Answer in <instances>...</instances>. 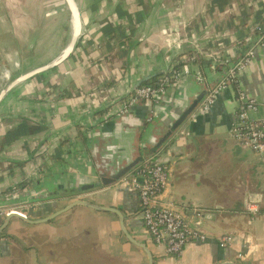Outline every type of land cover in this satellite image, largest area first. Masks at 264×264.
Segmentation results:
<instances>
[{
	"label": "crops",
	"instance_id": "1",
	"mask_svg": "<svg viewBox=\"0 0 264 264\" xmlns=\"http://www.w3.org/2000/svg\"><path fill=\"white\" fill-rule=\"evenodd\" d=\"M257 27L264 28V0H0V209L41 220L85 200L121 211L135 241L116 214L77 207L39 225L11 220L0 235V264L15 263L16 244L25 245L21 232L23 239L36 238L34 248L23 249L36 264L49 247L56 250L52 264H79L74 255L84 264H149L143 248L153 264H264V167L231 133L236 88L202 111L205 89L184 77L166 88L161 102L119 116L136 89L186 65L215 85L221 69L198 56L215 50L232 60L253 52L239 88L264 102ZM194 56L199 60L189 62ZM138 158L129 174L147 158L163 164L169 189L161 201L208 241L168 256L144 228L137 196L120 181L77 191ZM49 192L57 196L40 199ZM225 236L233 242L221 248Z\"/></svg>",
	"mask_w": 264,
	"mask_h": 264
},
{
	"label": "built area",
	"instance_id": "2",
	"mask_svg": "<svg viewBox=\"0 0 264 264\" xmlns=\"http://www.w3.org/2000/svg\"><path fill=\"white\" fill-rule=\"evenodd\" d=\"M256 31L258 46L264 47V28L257 27ZM163 35L167 39L171 37L168 31H165ZM176 44H180L179 41ZM198 56L209 59L215 67L221 69L222 76L215 85H208L200 73L193 72L191 67L186 65L180 70H175L171 75L165 76L157 85H147L136 89L121 108L119 116L128 115L140 103H159L166 88L184 77H194L205 89L206 96L200 106L202 111H207L214 106L219 94L236 88L237 124L231 133L242 147L252 150L259 156L264 167V102H259L239 88V77L252 64L253 52H248L236 60H232L233 58L227 56L222 50L200 53ZM198 56L190 58L189 62H197L200 58ZM120 183L137 196L139 217L144 228L150 234L154 244L163 249L168 256L179 257L190 243L208 241L209 238L205 233L194 229L181 213L161 201L169 189V172L154 158L145 159L135 172L123 177ZM248 210L256 212L252 206H249ZM5 214L6 212L0 210V217L9 213ZM232 242V236H225L221 238L219 246L225 248Z\"/></svg>",
	"mask_w": 264,
	"mask_h": 264
},
{
	"label": "water",
	"instance_id": "3",
	"mask_svg": "<svg viewBox=\"0 0 264 264\" xmlns=\"http://www.w3.org/2000/svg\"><path fill=\"white\" fill-rule=\"evenodd\" d=\"M37 74V72L30 74L29 76L35 75ZM23 78H21L18 81H21ZM206 95V92L204 93ZM204 94L202 97L198 98V101L192 105L189 110H187L183 116H181V118L176 122V124L174 126H172L169 130V132L164 136V138L162 139L161 143L159 144L158 147H161L162 144H164L167 139L172 135V133L174 131H176L186 120L187 118L194 112V110L198 107L199 103L202 101ZM141 161V158H138L137 160H135L134 162H132L131 164L127 165L126 167L120 169L118 172H116L115 174H111L110 178H106V179H102L101 181H99L98 183L94 184V185H90V186H83L82 188H80L79 190H77L78 192H83V191H89L91 189L94 188H98L101 187L103 185H112L118 181H120L123 177H125L126 175H128ZM59 190L63 189L62 186H60L58 188ZM57 196V193H46V194H42L40 195V199H48L51 197H55ZM77 207H84V208H89L92 209L94 211L97 212H102V213H113L116 214L119 217L120 220V225H121V229L123 231V233L127 236V238L129 239L130 242L135 243L134 240H132L129 236L128 231L125 229V218L122 215L121 211L114 209V208H106V207H101L96 205L93 202H87L85 200H77L74 203H72L70 206H68L66 209L61 210L55 214H53L52 216L45 218V219H41V220H30L29 218H27L23 213L21 212H17V211H12L10 212L6 219L4 220L3 224L0 226V235L2 234V232L9 226L11 220L13 219H18L21 220L29 225H39V224H44V223H49L51 221H53L54 219L58 218L59 216L73 210L74 208ZM145 250V252L147 253L148 257H149V264H153V257L151 255V253L149 251L146 250V248H143Z\"/></svg>",
	"mask_w": 264,
	"mask_h": 264
},
{
	"label": "rangeland",
	"instance_id": "4",
	"mask_svg": "<svg viewBox=\"0 0 264 264\" xmlns=\"http://www.w3.org/2000/svg\"><path fill=\"white\" fill-rule=\"evenodd\" d=\"M243 73V72H242ZM241 76V75H240ZM239 79H240V77H239ZM162 99V98H161ZM161 99H160V101L159 102H161ZM145 103H147V102H145ZM157 104V103H156ZM137 106V105H136ZM129 115V114H128ZM127 116V115H126ZM125 117V116H124ZM84 194H82L81 196H83ZM0 210H2V211H4V212H6V214L7 213H9L8 212V210H6V209H0ZM15 210H16V208H15ZM12 211V210H11ZM17 211V210H16ZM17 212H20V211H17ZM5 214V215H6ZM18 235L21 237V239H20V241H22V242H24V247H23V243H18V244H16L17 246H15V250H19V252H18V255H15L16 257H15V263L14 264H36V260H35V258L31 255L30 257H27L28 255L26 254V253H24L23 252V249L24 250H27L26 248L27 247H30V246H32V248H34V245H35V240H36V238L35 237H33V238H30V239H23L22 237H23V232H21V233H18ZM37 243H39V242H37ZM27 246V247H26ZM94 248H95V246L94 245H92V247H91V249L93 250V252H91L92 254V260L93 259H95V252H94ZM28 249H31V248H28ZM77 250H78V248H77ZM87 250V249H86ZM92 250H90V251H92ZM81 251V250H80ZM78 252V251H77ZM56 254V250L55 249H53L52 247H49L48 249H47V251H45L44 252V255L45 256H43L42 258V262H43V264H52V263H54L53 262V255H55ZM75 256V262H77V263H79V264H84L83 263V260H82V257H80V259H78V255H74ZM92 263L94 264V261H92Z\"/></svg>",
	"mask_w": 264,
	"mask_h": 264
},
{
	"label": "trees",
	"instance_id": "5",
	"mask_svg": "<svg viewBox=\"0 0 264 264\" xmlns=\"http://www.w3.org/2000/svg\"><path fill=\"white\" fill-rule=\"evenodd\" d=\"M198 60V59H197ZM160 82H148V83H146L145 84V86H147V85H157V84H159ZM64 196V195H63ZM63 196H58V198H60V197H63ZM31 197V199H29ZM30 197H28L27 199H29L30 201H32L31 203H33L34 201H37V196L35 197V196H30ZM65 197H67V196H65ZM57 198V197H56ZM26 201H28V200H26Z\"/></svg>",
	"mask_w": 264,
	"mask_h": 264
}]
</instances>
